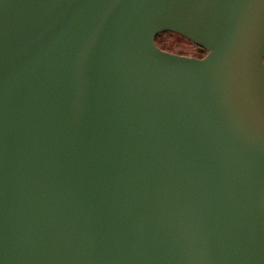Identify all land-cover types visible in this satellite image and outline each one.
Returning <instances> with one entry per match:
<instances>
[{
    "label": "water",
    "instance_id": "water-1",
    "mask_svg": "<svg viewBox=\"0 0 264 264\" xmlns=\"http://www.w3.org/2000/svg\"><path fill=\"white\" fill-rule=\"evenodd\" d=\"M0 264H264V0H0Z\"/></svg>",
    "mask_w": 264,
    "mask_h": 264
},
{
    "label": "rangeland",
    "instance_id": "rangeland-1",
    "mask_svg": "<svg viewBox=\"0 0 264 264\" xmlns=\"http://www.w3.org/2000/svg\"><path fill=\"white\" fill-rule=\"evenodd\" d=\"M160 48L179 55L192 56V57H203L204 54L199 52L194 46H192L185 39L178 36H164L159 41Z\"/></svg>",
    "mask_w": 264,
    "mask_h": 264
},
{
    "label": "trees",
    "instance_id": "trees-1",
    "mask_svg": "<svg viewBox=\"0 0 264 264\" xmlns=\"http://www.w3.org/2000/svg\"><path fill=\"white\" fill-rule=\"evenodd\" d=\"M164 36H178L180 38H183L185 39L187 42H189L192 46H194L196 49H198L199 52L203 53L204 55L206 54V51L203 50L202 48L198 47L197 45H195L193 42L189 41L188 39L184 38L183 36L175 33V32H164V33H161L159 35L156 36V43L158 45V47L160 48V44H159V41H161L162 38H164Z\"/></svg>",
    "mask_w": 264,
    "mask_h": 264
}]
</instances>
